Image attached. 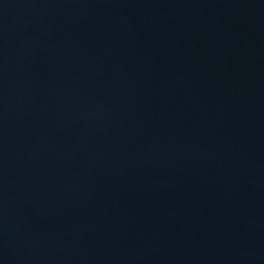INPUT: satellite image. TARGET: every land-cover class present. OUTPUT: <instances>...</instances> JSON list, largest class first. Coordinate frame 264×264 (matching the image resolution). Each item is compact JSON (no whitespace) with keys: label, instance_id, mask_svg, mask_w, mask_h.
<instances>
[{"label":"water","instance_id":"obj_1","mask_svg":"<svg viewBox=\"0 0 264 264\" xmlns=\"http://www.w3.org/2000/svg\"><path fill=\"white\" fill-rule=\"evenodd\" d=\"M0 264H264V0H0Z\"/></svg>","mask_w":264,"mask_h":264}]
</instances>
